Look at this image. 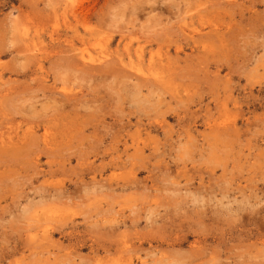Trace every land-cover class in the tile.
<instances>
[{"label":"rangeland","instance_id":"374dc122","mask_svg":"<svg viewBox=\"0 0 264 264\" xmlns=\"http://www.w3.org/2000/svg\"><path fill=\"white\" fill-rule=\"evenodd\" d=\"M1 73L0 264H264V0H0Z\"/></svg>","mask_w":264,"mask_h":264},{"label":"bare ground","instance_id":"6f19581e","mask_svg":"<svg viewBox=\"0 0 264 264\" xmlns=\"http://www.w3.org/2000/svg\"><path fill=\"white\" fill-rule=\"evenodd\" d=\"M91 1H92V0H91ZM231 2H233V1H231ZM66 3H68V2H66ZM212 3H213V2H212ZM227 3H229V2H227ZM202 4H203V3H202ZM208 4H209V3H208ZM53 5H54V4H53ZM198 5H199V4H198ZM70 6H71V4H69V9H68V11L71 10L74 16H75V14H77V13L81 14V12L85 9V7H83L82 4H78V5L75 4V5H73L71 8H70ZM168 6H169V5H168ZM168 6H167V8H168ZM187 7H188V6H187ZM187 7H186V8H187ZM193 7H194V6H193ZM205 7H206V6H205ZM205 7H204V8H205ZM212 7H213V6H212ZM217 7H218V6H217ZM56 8H57V7H56ZM167 8H165V10H166ZM184 8H185V7H184ZM202 8H203V7H202ZM90 9H91V8H90ZM171 9H172V7H171ZM180 9H181V8H180ZM194 9H195V8H194ZM198 9H199V8H198ZM205 9H206V8H205ZM205 9H204V10H205ZM87 10H88V9H87ZM163 10H164V9H163ZM165 10H164V11H165ZM175 10H176V9H175ZM202 10H203V9H202ZM68 11H67V12H68ZM71 11H70V12H71ZM193 11H194V10H193ZM222 11H223V10H222ZM54 12H55V11H54ZM67 12H66V8H65L64 11H63V13L65 14V13H67ZM70 12H69V13H70ZM175 12H176V11H175ZM182 12H183V11H182ZM209 12H210V11H209ZM218 12H219V10H218ZM220 12H221V11H220ZM55 13H56V12H55ZM69 13H68V14H69ZM82 13H84V12H82ZM85 13H86V12H85ZM177 13H178V12H177ZM180 13H181V12H180ZM183 13H184V12H183ZM185 13H186V12H185ZM185 13H184V14H185ZM213 13H214V12H213ZM39 14H40V13H39ZM50 14H52V13H50ZM170 14H171V13H170ZM184 14H183V15H184ZM226 14H227V13H226ZM26 15H27V14H26ZM60 15H61V14H60ZM82 15H84V14H82ZM171 15H172V14H171ZM209 15H210V13H209ZM216 15H217V13H216ZM216 15H213V16L216 17ZM219 15H220V14H219ZM44 16H45V15H44ZM51 16H52V15H51ZM61 16H62V15H61ZM181 16H182V13H181ZM195 16H196V15H195ZM213 16H212V18H214ZM47 17H48V16H47ZM79 17H80V16H79ZM185 17H187V16H185ZM73 18H74V17H73ZM182 18H184V17H182ZM191 18H194V17H191ZM40 19H41V18H40ZM47 19H48V18H47ZM49 19H51V17H50ZM195 19H196V18H195ZM41 20H42V19H41ZM37 21H38V20H37ZM167 21H168V20H167ZM178 21H179V20H177V22H178ZM190 21L192 22V20H190ZM210 21H211V20H210ZM210 21L207 22V23L209 24ZM218 21H220V20H218ZM186 22H187V21H186ZM186 22H185V23H186ZM198 22H199V21H198ZM214 22H215V20H214ZM41 23L43 24L42 21H41ZM169 23H170V21H169ZM175 23H176V21H175ZM189 23H190V22H189ZM196 23H197V22H196ZM199 23H200V22H199ZM45 24H46V22H45ZM210 24H211V23H210ZM224 24H225V23H224ZM227 24H228V23H227ZM187 25L190 26L189 24H187ZM191 25H192V24H191ZM194 25H195V24H194ZM205 25H206V24H205ZM212 25H213V24H212ZM214 25L216 26V24H214ZM220 25H221V24H220ZM38 26H39V25H38ZM166 26H167V25H166ZM173 26H174V25H173ZM208 26H209L208 28L211 29L212 26H211V27H210V25H208ZM163 27H164V25H163ZM190 27H191V26H190ZM195 27H196V26H195ZM206 27H207V26H206ZM224 27H225V26H224ZM168 28H169V27H168ZM181 28L183 29V26H182ZM186 28H187V27H186ZM186 28H185V26H184V29H186ZM193 28H194V26H193ZM193 28H192V29H193ZM196 28H197V27H196ZM196 28L193 30V33L195 32V35H196V31H199V30H196ZM218 28H219V26H218ZM176 29H177V27H176ZM176 29H175V30H176ZM187 29H188V28H187ZM200 29H201V28H200ZM229 29H230V28H229ZM195 30H196V31H195ZM203 30H204V29H203ZM213 30H214V29H213ZM220 30H221V29H220ZM230 30H232V29H230ZM230 30H229V31H230ZM171 31H172V30H171ZM180 31H182V30L180 29ZM184 31H186V30H183V32H184ZM190 31H191V30H188L187 33L190 32ZM200 31H201V30H200ZM162 32H163V31H162ZM159 33H160V32H159ZM165 33H166V31H165ZM179 33H180V32H179ZM185 33H186V32H185ZM218 33H219V32H218ZM223 33H224V32H223ZM160 34H162V33H160ZM181 34H182V33H181ZM181 34H180V35H181ZM190 34L193 36L192 33H190ZM197 34L199 35V33H197ZM200 34H201V33H200ZM202 34H203V33H202ZM210 34H211V33H210ZM183 35H184V34H183ZM205 35H206V34H205ZM207 35H208V34H207ZM211 35H212V34H211ZM120 36H121V35H120ZM160 36H161V35H160ZM164 36H165V35H164ZM169 36H170V35H169ZM192 36H191V39H192ZM203 36H204V35H203ZM213 36H214V35H213ZM223 36H224V35H222V37H223ZM199 37H200V36H198V38H199ZM201 37H202V36H201ZM215 37H216V36H215ZM160 38H161V37H160ZM162 38H164V37H162ZM193 38H194V37H193ZM153 39H154V38H153ZM157 39H159V37H158ZM166 39H167V38H166ZM170 39H171V38H170ZM170 39H169V40H170ZM145 40H146V39H145ZM147 40H148V39H147ZM147 40H146V41H147ZM121 41H122V40H121ZM123 41H124V40H123ZM162 41H163V40H162ZM170 41H171V40H170ZM72 42H73V41H72ZM148 42H149V41H148ZM153 42H154V41H153ZM195 42H196V41H195ZM73 43H74V42H73ZM123 43H124V42H123ZM158 43H159V42H158ZM162 43H164V42H162ZM165 43H166V42H165ZM171 43H172V41H171ZM28 44H29V43H28ZM117 44H118V43H117ZM117 44H116V45H117ZM121 44H122V43H121ZM157 45H158V44H157ZM173 45H174V44H173ZM137 46H138V45H137ZM143 46H144V45H143ZM143 46L141 47L142 49L140 48V49H137V51H136V54H137V56H138L139 58H141V57L145 54V53H144V54L142 55V50L144 49ZM153 46H154V45H153ZM158 46H159V45H158ZM28 47H30V46H28ZM130 47H131V46H130ZM130 47H127V45L125 46L126 51H127V52H126V51H125V52H126L127 54H129V51H130V49H131ZM173 47H174V46H173ZM118 48H119V47H118ZM125 48H123V49L125 50ZM133 48H134V46H133ZM137 48H139V47H137ZM156 48H157V47H156ZM174 48H175V47H174ZM183 48H184V47H183ZM123 49H122V50H123ZM175 49H176V48H175ZM31 50H32V49H31ZM38 50H40V49H38ZM45 50H46V49H45ZM45 50H44V51H45ZM64 50H65V49H64ZM152 50H155V49H152ZM156 50L158 51V49H156ZM160 50H161V49H160ZM178 50H179V52L181 51V47H180V46L177 47V51H178ZM148 51H149V50H148ZM121 52H122V51H121ZM131 52H132V51H131ZM146 52H147V51H146ZM158 52H159V51H158ZM167 52H168V51H167ZM39 53H40V52H39ZM44 53H45V52H44ZM126 53H125V54H126ZM34 55H35V54H34ZM134 55H135V54H134ZM30 56H31V55H30ZM36 56H37V55H36ZM33 57H34V56H33ZM71 57H72V56H71ZM80 57H81V58L83 57V58L80 59ZM80 57H79V59L81 60L80 63L82 64V65H81V66H82V69H83V67H84V69H86V70L83 69L85 72H86V71H93V70L98 69V67H96V66H92V65H95V64H92V62H93L92 59H94V58H92V59H91V58H85V56H82V55H81ZM121 57H122V56H121ZM123 58H124V57H123ZM130 58H131V57H130ZM135 58H136V57H135ZM68 59H71V58H68ZM89 59H90L91 61H90ZM152 59H153V58L151 57V61L149 62L150 67H154L156 64H157V65H160V64H161V60L163 61V58H161L158 62H154ZM73 60H74V59H73ZM73 60H72V61H73ZM98 60H99V59H98ZM104 60H105V59H104ZM69 61H70V60H69ZM88 61H90V63H88ZM94 61H96V60L94 59ZM114 62H115V61H114ZM116 62H117V61H116ZM67 63H68V62H67ZM93 63H94V62H93ZM96 63H97V61H96ZM99 63L104 64V62H103V63H102V62H99ZM118 63H123V64H124V60L121 59V58H118ZM130 63H131V62H130ZM138 63H139V62H138ZM159 63H160V64H159ZM38 64H39V63H38ZM112 65H113V64H112ZM114 65H115V64H114ZM100 67H101V66H99V68H100ZM110 67H111V66H110ZM114 67H115V66H114ZM135 67H136V65H135ZM135 67H134V66H130V68H131V69H134L135 72H137L138 74H137V73H133V74L128 73V76H129V75H134L135 78H134L133 76H132V78H134V79H136V80H140V79H141V81H145V82L148 81V80H146V79L149 78L148 75H149V74H152V73H146V72H143L140 68L136 67V69H135ZM77 68H79V66H77ZM127 68H128V67H127ZM3 69H4V68H3ZM82 69H80V70H82ZM110 69H111V68H110ZM131 69H130V70H131ZM80 70H79V71H80ZM83 70H82V71H83ZM98 70H99V69H98ZM98 70H96V71H98ZM111 70L115 72V70H114L113 68H112ZM115 73H116V72H115ZM155 73L157 74V72H155ZM94 74H95V73H94ZM157 75H158V74H157ZM159 75H160V73H159ZM140 76H141V77H140ZM143 76H145L146 78L142 79ZM161 76H163V75H161ZM167 76H168V75H167ZM170 76H171V75H170ZM170 76H169V77H170ZM1 77H3V73L0 74V79H1ZM150 77H151V76H150ZM132 78H131V79H132ZM155 78H156V77H155ZM158 78H159V77H158ZM160 78H161V77H160ZM162 78H163V77H162ZM165 80H166V79H165ZM168 81H169V80H168ZM168 81L166 80V82H168ZM152 82H153V81H152ZM135 83H136V82H135ZM141 83H142V82H141ZM153 83H154V82H153ZM153 83H152V84H153ZM156 83H157V82H156ZM164 83H165V82H164ZM162 84H163V83H162ZM162 84H161V87H162ZM167 84H169V82H168ZM136 86H137L138 88H140V85L137 84V83H136L135 87H136ZM150 86H151V85H150ZM151 88H152V86H151ZM167 88H168V87H167ZM146 89H147V88H146ZM162 89H163V88H162ZM162 89H161V90H162ZM138 90H139V89H138ZM140 90H141V88H140ZM142 90H143V89H142ZM131 92H132V91H131ZM142 92H143V91H142ZM142 92H141V93H142ZM144 92H145V91H144ZM151 92H152V91H151ZM151 92H150V93H151ZM146 93H147V92H146ZM158 93H159V92H158ZM136 94H137V93H136ZM148 94H149V93H148ZM134 95H135V94H133V96H134ZM141 96H142V94H141ZM145 96H146V98L148 97L147 94H146ZM135 97H136V96H135ZM135 97H134V98H135ZM138 97H139V96H138ZM67 98H68V97H67ZM70 99H71V98H70ZM135 100H136V99H135ZM142 100H143V99H142ZM158 100H159V99H158ZM137 101H138V100H137ZM162 101H163V100H162ZM138 102H139V101H138ZM148 102H149V101H148ZM139 103H141V102H139ZM143 103L145 104V102H143ZM161 103H162V102H161ZM50 115H51V114H50ZM50 115H49V117H50ZM52 115H54V114H52ZM54 117H55V115H54ZM36 118H38V116H37ZM51 118H53V117L51 116ZM45 119H46V118H45ZM54 119H55V118H54ZM39 120H40V119H39ZM39 120H38V121H39ZM50 120L52 121V119H50ZM56 120H57V119H56ZM129 120H131V119H129ZM43 122H44V121H43ZM46 122H47V121H46ZM56 122H57V121H56ZM2 124H3V123H2ZM8 124L10 125V123H8ZM125 125H127V124H125ZM223 125L226 126V125H228V124H223ZM0 126H1V125H0ZM2 126H3V125H2ZM5 126H6V125H5ZM42 126H43L42 129L44 128V130H43L44 132H43V134H42V138H43V141H44V143L46 144V146L49 145V144H51L52 142L54 143V141H51V140H50V137H51L50 135H51V133H50V131H49V127L47 126V123L44 122V124H43ZM50 126H51V124H50ZM162 126H163V125H162ZM220 126H221V125H220ZM220 126H219V128L222 129L223 127H220ZM10 127H11V126H10ZM52 127H54V126H52ZM159 127H160V126H159ZM215 127H217V126H215ZM230 127H231V124H230ZM7 128H9V127H7ZM145 128H146V127H145ZM148 128H149V127H148ZM231 128H233V127H231ZM146 129H147V128H146ZM150 129H151V128H150ZM221 129H220V130H221ZM223 129H225V128H223ZM226 129H227V126H226ZM226 129H225V130H226ZM2 130H3V129H2ZM124 130H125V128H124ZM148 130H149V129H148ZM34 131H35V130H34ZM51 131H52V130H51ZM212 131H213V130H212ZM9 132H10V131H9ZM137 132H138V131H137ZM221 132H222V130H221ZM226 132H227V131H226ZM230 132H231V131H230ZM13 133H14V132H13ZM34 133H35V132H34ZM141 133H142V132H141ZM217 133H218V132H217ZM11 134H12V133H11ZM17 134H18V133H17ZM145 134H146V133H145ZM220 134H221V133H220ZM225 134H226V133H225ZM229 134H230V133H229ZM229 134H228L227 137H229ZM231 134H233V132H232ZM5 135H6V134H5ZM5 135H3V134L0 135V142L3 143V144H7V143L10 144V143H12V136H10V133H8L7 136H6V139H7V140H6L5 137H4ZM12 135H13V134H12ZM215 135H216V134H215ZM20 136H21V135H20ZM138 136H139V134H138ZM231 136H232V135H231ZM237 136H238V135H237ZM237 136H234V138L237 137ZM128 137H130V136H128ZM146 137H147V136H146ZM221 137H222V136H221ZM227 137H226V138H227ZM18 138H20V137L18 136ZM135 138H136V136L131 135V143H130V144L133 143V146H136V147H137L136 144H138V139H135ZM143 138H144V136H143ZM222 138H225V137H222ZM229 138H230V137H229ZM31 139H32V138H31ZM144 139H145V138H144ZM154 139H156V138H154ZM214 139H215V138H214ZM10 140H11V141H10ZM15 140H16V139H15ZM20 140H21V139H20ZM22 140H23V139H22ZM24 140H25V138H24ZM221 140H222V139H221ZM229 140H230V139H229ZM144 141H146V139H145ZM154 141H155V140H154ZM18 142H19V141H18ZM31 142H32V141H31ZM129 142H130V141H129ZM214 142H215V141H214ZM227 142H228V141H227ZM13 143H14V142H13ZM15 143H16V142H15ZM22 143H23V142H22ZM36 143H37V142H36ZM127 143H128L127 140H125V144H127ZM140 143H141V142H140ZM148 143H149V142H148ZM230 143H231V142H230ZM29 144H30V143H29ZM33 144H34V143H33ZM55 144H56V143H55ZM215 144H216V143H215ZM141 145H142V144H141ZM33 146H34V145H33ZM44 146H45V145H44ZM49 146H53V145H49ZM128 146H130V145H128ZM143 146H144V145H143ZM24 147H25V146H24ZM30 147H31V146H30ZM138 147H139V146H138ZM16 148H17V147H16ZM45 148H46V147H45ZM47 148H48V147H47ZM47 148H46V149H47ZM137 149H138V148H135V151H137ZM139 149H140V148H139ZM49 150H50V148H49ZM137 152H138V151H137ZM131 157H132V156H131ZM133 157H134V156H133ZM129 158H130V157H129ZM113 162H114V161H113ZM110 163L112 164V162H110ZM222 206H223V205H222ZM46 227H47V226H46ZM45 230H46V229H45ZM51 230H52V229H51ZM54 230H55V229H54ZM46 232H48V231H46ZM46 232H45V233H46ZM50 232H51V231H50ZM52 233H53V232H52ZM49 234H50V233H49ZM49 234H48V236H49ZM46 235H47V233H46ZM46 235H45V236H46ZM52 236H53V235H52ZM180 237H181V236H180ZM181 239H182V238H179V240H181ZM183 240H184V239H183ZM125 241H126V240H125ZM195 244H196V243H195ZM123 245H125V244L123 243ZM125 246H126V245H125ZM195 247H196V246H195ZM121 248H123V247H121ZM125 248H126V247H125ZM125 248H124V249H125ZM196 248H197V247H196ZM126 249H127V248H126ZM28 250H30V249H28ZM121 250H122V249H121ZM195 252H196V251H195ZM196 253H197V252H196ZM192 254H193V253H192ZM193 255H194V254H193ZM198 255H199V253H198ZM197 257H198V256H197ZM165 259H167V257H166ZM196 259H197V258L195 257L194 260H196ZM168 260H169V259H168ZM185 260H186V259H185ZM190 261H191V260H190ZM190 261H189V264L191 263ZM162 262H163V261H162ZM168 262H169V261H168ZM173 262H174V261H173ZM173 262H172V263H173ZM177 264H178V263H177Z\"/></svg>","mask_w":264,"mask_h":264}]
</instances>
